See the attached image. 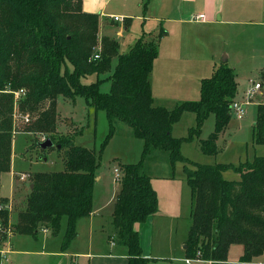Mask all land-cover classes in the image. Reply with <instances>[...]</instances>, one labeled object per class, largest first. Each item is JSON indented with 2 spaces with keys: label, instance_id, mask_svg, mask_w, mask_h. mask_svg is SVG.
Returning a JSON list of instances; mask_svg holds the SVG:
<instances>
[{
  "label": "trees",
  "instance_id": "1",
  "mask_svg": "<svg viewBox=\"0 0 264 264\" xmlns=\"http://www.w3.org/2000/svg\"><path fill=\"white\" fill-rule=\"evenodd\" d=\"M99 25L98 15L83 12V0H0V176L11 171L14 134L19 128L24 133L46 135V140L66 150L65 171L36 173L25 209L11 224L10 211L0 208V227L35 239L47 228L56 237L66 219L61 249L68 250L78 236V222L94 211L99 155L113 138L118 121L144 142L142 160L121 167V191L113 212V223L129 264L152 261L143 257L135 225L159 212L158 194L151 178L143 172L144 159L155 151L169 155L173 170L177 162H185L191 189L187 259H195L200 252L201 258L211 264H235L228 261L234 245L244 250L236 264L252 263L264 256V157L240 164L236 167L240 181H228L223 173L230 166L194 163L190 168L181 154L182 143L199 138L212 114L215 130L207 140H201V150L209 156L218 153L217 141L232 120L231 106L239 94L235 70L228 62L216 68L201 82L198 101L179 103L172 110L157 107L150 76L166 32L144 34L120 55L115 40L99 38ZM99 45L100 58L94 59ZM115 58L118 64L108 78L109 93L101 92L100 79L88 85L81 83L82 78L111 71ZM260 79L264 83V70ZM20 90L26 95L18 99L15 113L14 95L6 91ZM77 96L85 98L97 112H105L109 120L110 131L99 154L77 146L73 136L55 138L58 99L74 100ZM186 113L196 115V124L188 137L175 138L173 127ZM253 142L264 145V103L258 104ZM3 201L8 199L0 197ZM4 235L0 244L8 240Z\"/></svg>",
  "mask_w": 264,
  "mask_h": 264
},
{
  "label": "rangeland",
  "instance_id": "2",
  "mask_svg": "<svg viewBox=\"0 0 264 264\" xmlns=\"http://www.w3.org/2000/svg\"><path fill=\"white\" fill-rule=\"evenodd\" d=\"M107 13L116 14L123 19L124 16H135L137 11L134 7V0L129 5L124 2L113 1L108 6ZM106 20L110 21V18H106ZM106 20H103L104 23ZM139 24L138 22H134V26L136 27ZM134 26H132V32ZM110 30L112 34H115L119 29L118 27H112ZM126 42H129V39ZM100 46H98L95 53L100 51ZM223 46L222 63L223 57L226 54L229 57L228 66L233 68L238 75L239 94L237 97L242 100L245 99L247 91L252 89L255 83H260L262 85L261 89L253 93V96L250 98V105L246 107V114L243 118H238L232 112V120L217 141L218 153L216 155H205L201 150V140H207L215 130V116L213 114L205 122L199 138L196 137L192 142L182 143L181 154L189 162L190 168L194 167L192 165L194 163L200 165L230 166L223 173L224 179L228 181H240L241 177L239 172L236 171V167L242 163L253 162L256 157H264V145H256L253 142V126L257 120L258 104L264 103V83L260 79V72L264 70V55H262L264 49H262L258 40L256 38L253 39L251 35H247V32L239 33L234 38L229 37ZM127 47L125 45L123 48L124 52L128 50ZM117 64L118 62L115 60L111 71L99 77L92 75L82 78L81 83L88 85L100 79L102 80L101 92L109 93L111 91V82L108 78L114 73ZM69 71H72V66L69 67ZM13 97L15 101L14 112L16 113L18 98L15 95ZM164 104H166V108L173 109L176 107L177 101L171 100ZM58 115L56 140H59L61 137L73 136L77 146L95 150L99 154L100 147L110 131L109 120L105 112H97L82 96H77L74 100H65L63 97H60L58 99ZM195 124V114L186 113L182 120L175 125L174 136L177 138L188 137L190 129ZM15 125L18 127L17 120L15 121ZM19 127H23V124L20 122ZM22 131L23 129L19 128V133L14 134L11 171L3 173L0 176V197L8 199V202H0V207L8 208L16 219L18 218V214L27 205V198L31 194V186L35 174L62 172L66 168V150L58 149L56 143L53 147L43 150L39 143L46 140V135L28 134ZM80 132L82 134H79ZM143 150V140L136 138L130 127L116 121L115 134L103 153L99 155L100 167L96 172L97 180L94 187V200L96 204L104 201L108 196L111 197L114 190L116 193H120L121 182L116 180L114 170L120 169L123 177L122 165L138 164L142 160ZM184 166L185 162L179 161L175 164L173 170L169 161V155L162 151H155L149 154L143 162V172L151 178L152 183L154 182L159 186L161 202L169 216L166 219L160 220V238L156 242V251L162 249L164 251L165 247L170 245V242L173 243L174 256L169 259L173 260V264H188L183 249L178 248L180 243H176L178 237L180 238L182 235H184V238L188 237V233L186 234V225H188L186 219L189 218L188 214L191 211V189L187 183ZM166 174H173L174 180L171 182L161 180ZM22 175L27 176L24 181L21 180ZM171 193L179 195L177 199L178 205L179 208L183 209L182 219L176 221L174 225L169 215V212L172 213L171 211H173L169 205L172 198ZM172 226L175 230H172ZM65 227L66 219H63L60 236ZM4 233H6V240H8L6 243L0 244V252L2 254L12 234L11 230L8 229L6 231L2 226L0 239L4 238ZM39 234L41 242L43 235L46 234ZM23 237L25 236H20V238ZM18 240L13 242L15 251L23 250L24 242H21L22 240L18 242ZM4 255L1 264H10L11 261H7V254L4 253ZM242 256L241 246L237 245L231 248L228 260L236 264L240 262ZM23 260V256H20L21 264H24ZM201 261V263L192 262L191 264H206L204 262H208L203 259ZM12 262L11 264H16L14 261ZM259 263H264V257L252 262V264Z\"/></svg>",
  "mask_w": 264,
  "mask_h": 264
},
{
  "label": "crops",
  "instance_id": "3",
  "mask_svg": "<svg viewBox=\"0 0 264 264\" xmlns=\"http://www.w3.org/2000/svg\"><path fill=\"white\" fill-rule=\"evenodd\" d=\"M113 1L129 5L132 0H83V12L99 16V38L115 40L119 44L120 55L126 54L144 34L150 36L157 35L162 30L166 32L160 41L159 55L150 76L154 105L157 107L166 108L164 103L171 100L177 101V104L189 100L198 101L201 82L210 78L215 69L222 64L223 45L229 37L234 38L239 33L247 32V35L256 38L264 49V0H134L137 14L133 17L124 16L121 22L114 21L113 17L117 16L116 14L107 13L108 6ZM199 15H205V19L194 20V17ZM106 18H110V21ZM134 22L140 24L136 27ZM112 27H118L119 30L112 34L110 30ZM127 39L129 42H126ZM125 45L128 46V50L124 52ZM101 48L100 46L97 53L101 54ZM223 58H227L228 62L229 57L226 54ZM115 60L117 58L113 62ZM174 128L175 125L172 133ZM172 175L166 174L161 180L171 182L174 180ZM152 186L159 195V212L145 223L136 224L135 229L140 235L143 257L152 260L148 264H173V260H169L174 256L173 243L170 242L164 251L163 249L156 251V242L160 238V220L169 216L162 205L159 186L154 182ZM118 193L114 190L111 197H106L99 204L94 200L92 215L78 222V236L68 250L61 249L65 228L62 235L56 237L49 229L44 228L40 233L46 235H43L41 242L40 234L37 239L12 234L3 254L1 252L2 259L6 253L7 261L11 263L14 261L16 264H21L20 256H23L24 264H129L127 251L122 246L113 223ZM171 197L169 205L173 211L169 212V215L174 225L176 221L182 219L183 209L178 205L179 195L171 193ZM188 216L186 234L189 236L190 213ZM14 218L11 214V224L17 221ZM18 238L24 242L21 251H15L13 247V242ZM187 241L188 237L184 238V235L176 239V243H180L178 248L183 249L185 256ZM241 250L243 255V247Z\"/></svg>",
  "mask_w": 264,
  "mask_h": 264
},
{
  "label": "built area",
  "instance_id": "4",
  "mask_svg": "<svg viewBox=\"0 0 264 264\" xmlns=\"http://www.w3.org/2000/svg\"><path fill=\"white\" fill-rule=\"evenodd\" d=\"M113 19H114L115 22H121V21H123V19L120 18L119 16H115V17H113ZM204 19H205V15H199V16H195L194 17V20H196V21L197 20H204ZM93 58L94 59H99L100 58V53H95V55L93 56ZM261 86L262 85L260 83H255L254 84V87L252 89H250L249 91H247L245 99L242 100L241 98H237L233 102V104L231 106V110H232V112H234V114L238 118L241 119V118H243L245 116V114H246V107L248 105H250V98L253 96V93L255 91H259L261 89ZM6 93H11V94L15 95L18 99L20 97H23V96L26 95V92L24 90H20L19 92L6 91ZM114 171H115L116 180L118 182H120L121 179H122L121 170L117 168ZM26 178H27L26 175H22L21 180L24 181ZM0 208L3 209V207H0ZM6 209H8V208H6ZM0 231H1V227H0ZM198 257H200V258H198ZM198 257H196V259H187L186 258V262L188 264H191L192 262H200L201 263L202 262L201 261L202 258H201L200 252L198 253ZM248 264H252V263H248ZM259 264H264V263H259Z\"/></svg>",
  "mask_w": 264,
  "mask_h": 264
},
{
  "label": "water",
  "instance_id": "5",
  "mask_svg": "<svg viewBox=\"0 0 264 264\" xmlns=\"http://www.w3.org/2000/svg\"><path fill=\"white\" fill-rule=\"evenodd\" d=\"M226 62H227V58H224L223 63H226ZM39 145H40L41 149L46 150L48 148L53 147L54 142L51 139H47L44 142L40 143ZM60 148H61V146H58V149H60ZM31 189H33V185L31 186Z\"/></svg>",
  "mask_w": 264,
  "mask_h": 264
}]
</instances>
